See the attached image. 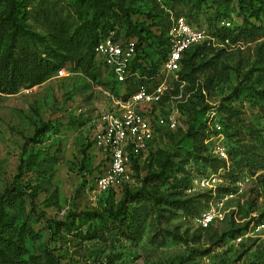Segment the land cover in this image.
<instances>
[{"label":"rangeland","instance_id":"1","mask_svg":"<svg viewBox=\"0 0 264 264\" xmlns=\"http://www.w3.org/2000/svg\"><path fill=\"white\" fill-rule=\"evenodd\" d=\"M24 1L27 28L44 40L24 35L16 48L36 46L43 54L54 21L80 41L87 33L105 38L121 32L128 25L125 14L138 28L158 19L166 24L170 10L206 28L225 27L233 33L264 21V0ZM10 4L0 0V16ZM10 31L8 22H0V56ZM215 43L229 76L206 93L207 110L215 112L220 129L213 127L215 136L202 155L222 159L215 154L217 147L227 153L240 138L264 133L258 110L264 102V36L238 42L218 37ZM92 60L89 72L67 62L62 75L56 71L33 86L0 92V209L14 215L16 227L25 223L31 230L22 235L28 264H264V169L252 174L226 161L221 181L212 188L199 187L195 179L214 171L195 156L186 132L207 119L205 114L194 119L180 110L179 131L168 135L155 129L148 156L131 165L130 184L108 193L95 190L93 177L101 163L92 125L112 108L116 86L98 59ZM228 107L236 111L230 120ZM185 158V186L157 177L166 159ZM232 173L239 174L236 181ZM142 188L150 194L140 199ZM182 200L200 201L199 213L176 207ZM121 206L142 220L135 238L120 221ZM204 214L211 216L207 226L200 223Z\"/></svg>","mask_w":264,"mask_h":264},{"label":"trees","instance_id":"2","mask_svg":"<svg viewBox=\"0 0 264 264\" xmlns=\"http://www.w3.org/2000/svg\"><path fill=\"white\" fill-rule=\"evenodd\" d=\"M25 6L26 2L24 0H11L7 14L0 16V22H8L11 28L6 46L0 56V92L14 93L21 86L29 87L38 84L59 69H65L64 66L67 62H72L83 72H89L92 69V59L95 57L93 47L104 37H97V34L92 32L85 35V41H80L77 35L69 34L68 29L57 21L49 24L48 39L45 46L46 54L38 51L36 46L32 49L26 47L17 49L18 38L24 35H29L30 38L39 37L44 40L43 37L27 28L25 19L28 12ZM125 18L128 24L127 27L117 34L114 33V37L118 38L121 36L136 40V56L130 64L132 74L123 83H117L110 78L113 85L116 86L111 94L123 100L134 93L141 85L151 88L158 83L157 74L168 52L166 32L169 25V18L167 17L166 24L158 19L137 28L135 23L128 21L126 14ZM188 21L196 24L190 20ZM151 24H154L155 28H152ZM211 26L209 25L206 28L207 32L215 39L219 37L222 42L250 41L259 36H264V21L257 26L246 24L245 27L235 33L228 31L225 27H214L212 29ZM214 47L206 44L196 45L186 51L181 59V66L178 71L179 80L186 83L185 89L187 91L193 92L188 101L180 104L179 108L181 112L189 117L192 116L194 119L202 118L208 108L202 91L207 93L213 83L226 82L229 76V67L221 65L219 62L222 50L215 51ZM174 86H177L176 82H174ZM238 89V87H235L232 91L235 97L238 96ZM172 92H176V89ZM262 93L264 96V92ZM166 98L167 96L163 97L164 100ZM258 110L261 117L264 118V102L258 106ZM227 112V120H230L236 113L231 107L227 108ZM179 129L180 127L173 132L163 131L168 135H173ZM210 133L211 130L206 124V119H201L196 122L195 126L190 127L186 132V137L190 141L191 149L194 150L195 156L212 171L222 170L223 175L226 170V161H230L231 165L241 168V171H247L252 174L257 170L264 169V133L251 135L247 138H240V133H235L240 139L237 141L235 149L227 151L226 161L210 157L209 155H202L206 151L205 140ZM182 160L170 161L166 159L162 163L157 177L162 182L177 180L181 186H185L189 173V169L185 168L189 166V158ZM135 161L133 160L132 163ZM179 173L182 177H176V174ZM238 175V173H232L231 179L236 181ZM143 182L145 183L146 179ZM126 186L124 185L123 187ZM147 194H150V190L142 188L140 199H143L144 195ZM135 196L133 194L130 197L134 198ZM176 207L195 215L199 213L202 205L200 201L195 200L188 204L182 200L178 201ZM117 212L118 214L124 213L120 221L126 222V230H129L128 234L132 238L137 237L142 228V220L138 214L134 210L128 213L124 206H121ZM24 224L16 227L14 215L9 214L4 209H0V264H28L24 258L27 250L22 235L30 233L31 230ZM60 224L62 225L63 223L55 222L54 225ZM52 264L57 263L52 262Z\"/></svg>","mask_w":264,"mask_h":264},{"label":"built area","instance_id":"3","mask_svg":"<svg viewBox=\"0 0 264 264\" xmlns=\"http://www.w3.org/2000/svg\"><path fill=\"white\" fill-rule=\"evenodd\" d=\"M167 12L168 52L157 74L158 83L151 88L141 85L124 100L112 96V108L102 111L92 125V142L101 163L93 177L94 188L98 193L116 191L133 181L132 161L143 160L148 156L155 129L173 132L181 127L179 105L186 103L193 92L187 91L186 83L179 80L181 59L186 51L196 45H217L205 26L192 24L185 16L173 15L170 10ZM226 24L228 26L229 23ZM93 53L110 78L123 83L132 74L130 64L136 56V40L121 36L115 38L110 33L96 43ZM57 72L62 75L65 69L61 68ZM174 82L177 83L176 87ZM174 89L176 92H172ZM202 93L207 102V94L205 91ZM165 96L167 98L164 100ZM214 114L213 110L205 112L206 124L211 130L205 143L215 136L213 127L220 129L213 120ZM215 154L227 160L226 151L220 147H217ZM221 171L198 176L195 183L199 187L212 188L221 181ZM205 214L200 219L202 226H207L211 220V216Z\"/></svg>","mask_w":264,"mask_h":264}]
</instances>
